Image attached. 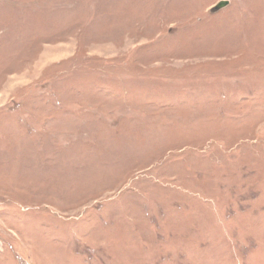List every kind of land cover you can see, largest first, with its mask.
Wrapping results in <instances>:
<instances>
[{"label": "rangeland", "instance_id": "rangeland-1", "mask_svg": "<svg viewBox=\"0 0 264 264\" xmlns=\"http://www.w3.org/2000/svg\"><path fill=\"white\" fill-rule=\"evenodd\" d=\"M0 264H264V0H0Z\"/></svg>", "mask_w": 264, "mask_h": 264}, {"label": "water", "instance_id": "water-1", "mask_svg": "<svg viewBox=\"0 0 264 264\" xmlns=\"http://www.w3.org/2000/svg\"><path fill=\"white\" fill-rule=\"evenodd\" d=\"M229 5L228 1H222L220 3H218L213 9H212V13H216L224 8H226Z\"/></svg>", "mask_w": 264, "mask_h": 264}]
</instances>
